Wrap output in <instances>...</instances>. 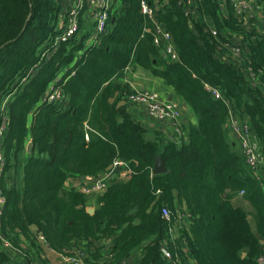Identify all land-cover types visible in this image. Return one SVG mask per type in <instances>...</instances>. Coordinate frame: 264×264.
Here are the masks:
<instances>
[{
    "label": "trees",
    "instance_id": "trees-1",
    "mask_svg": "<svg viewBox=\"0 0 264 264\" xmlns=\"http://www.w3.org/2000/svg\"><path fill=\"white\" fill-rule=\"evenodd\" d=\"M146 1L154 18L142 0H116L107 31L90 44L95 30L85 16L72 38L56 43L64 0H0V114L7 99L8 118L0 264H15L14 249L24 256L18 264H49L40 234L64 257L81 251L88 264H118L140 246L137 264H259L264 162L257 175L225 124L232 115L248 122L264 154V0H256L263 16L247 22L233 0ZM156 23L171 32L178 60L155 43ZM130 66L162 78L197 116L182 122L180 142L150 139L132 103L119 104L131 92L121 80ZM54 84L63 96L49 102ZM158 155L167 171L155 174ZM117 159L130 173L88 211V194L67 188L68 177L102 176ZM240 193L252 212L234 202Z\"/></svg>",
    "mask_w": 264,
    "mask_h": 264
},
{
    "label": "built area",
    "instance_id": "built-area-1",
    "mask_svg": "<svg viewBox=\"0 0 264 264\" xmlns=\"http://www.w3.org/2000/svg\"><path fill=\"white\" fill-rule=\"evenodd\" d=\"M183 2V0H179ZM187 3L192 0H186ZM225 1V0H223ZM235 3V10L237 14L244 20L249 21L256 10L259 9V4L256 0H233ZM116 0H64V6L62 8V33L57 37L56 43L66 41L72 38L81 28V18L88 16L95 24V33L90 38L89 43L95 44L98 41V36L107 31L108 27V15L109 10L114 7ZM141 11L150 18H154L155 8L152 7L146 0L141 2ZM191 13L187 9L186 14ZM214 33H216L214 31ZM154 41L156 44L161 42L165 44L164 54L171 60H178L179 54L172 41V34L162 24H155ZM234 54L238 59L241 58V48H235ZM253 76V84L257 83V80ZM207 89L212 92L217 98L221 97L220 90L206 83ZM63 94L61 89L52 87L51 92L46 96V100L49 102L62 98ZM127 101L132 104L137 103L142 108L149 118L157 119L161 121H171L173 126V132L169 137L180 142V138L183 134V109L181 104L176 100H167L161 97L160 93L154 89H133L128 95ZM7 99L1 105L0 114V179L4 171L5 157L3 149V134L7 127L8 118L5 115V108ZM230 126L235 132V138L237 140V146L246 157V161L250 168L255 172L259 169L264 162V154L261 150V144L256 134L251 130L250 124L243 120L236 119L233 115L230 117ZM130 173V167L128 163L123 159H117L112 168L108 170L104 175L98 176L90 182L84 183L80 186V190L84 193L96 194L105 191L117 178H125ZM0 201H4V197L1 194L0 189ZM163 213L168 215V210L164 209ZM1 214V212H0ZM189 215V213H187ZM184 214H179V218L183 219ZM40 241H45L43 235H39ZM4 246L13 249L12 243L3 238ZM166 256L171 257L170 252L167 249H163ZM82 252H78L73 256L65 257L69 264H88L82 257ZM259 264H264V254L258 257Z\"/></svg>",
    "mask_w": 264,
    "mask_h": 264
},
{
    "label": "crops",
    "instance_id": "crops-1",
    "mask_svg": "<svg viewBox=\"0 0 264 264\" xmlns=\"http://www.w3.org/2000/svg\"><path fill=\"white\" fill-rule=\"evenodd\" d=\"M195 2L196 0H192L191 2L188 3V5L194 6ZM188 8L191 11L192 8L190 7ZM259 12L260 10L258 11L256 10L255 14H257L259 17H262L263 13L262 12L259 13ZM191 13H194L193 9ZM85 17L88 18V20H86L85 22L86 28L93 26L95 30V24L91 20L89 15ZM258 25L259 26L262 25L261 20H258ZM121 80L124 83L128 84L130 91L133 89H143V88L154 89L160 93L162 98L167 99V100H176L180 102L181 107L183 109V121H185V123H188V122L196 123L197 122L198 120L197 116L193 113V111L186 104V102L179 99L173 87L170 85H167L162 78L155 76L152 72L146 70L145 68L140 67V66H136V67L130 66L126 72V75L123 78H121ZM52 87H56V85L54 84L52 85ZM130 106H132L131 110L132 111L134 110V113L137 114L140 120H145L149 118V115L147 114V112H145L142 108H140L137 103L132 104ZM146 126L148 127L147 136L150 139H155L158 136L168 137L170 136L169 134L173 132V126H172L171 121H161V120H157V119L154 120L152 118H149V120L146 122ZM225 127L227 128L229 140L233 141L236 134L230 126V121L226 122ZM32 148H33V144L31 142H28L27 151L31 152ZM256 173L257 175L259 174L261 175L260 169H258ZM94 178L96 177L87 176V175H84V176H72L71 175L68 177L66 181V187L67 188L75 187L79 189L80 186H82L84 183L90 182ZM99 195L100 193L88 195V201H87L88 211L90 210L95 211L99 207V199H98ZM242 196H243V193H240L237 196H235L234 202L236 204L244 205V207L249 212H252L253 207ZM3 205H4V201L3 202L0 201V212L3 209ZM249 220H250V223L253 229H255V219L251 214L249 215ZM41 242L44 248L43 257H45L48 260L49 264H69L67 259L62 254L49 248L48 245L45 243V241H41ZM142 253H143V247L140 246L134 250V252L128 259H125L118 264H137V261L141 257ZM13 262L15 264L24 262V256L21 251L14 249Z\"/></svg>",
    "mask_w": 264,
    "mask_h": 264
},
{
    "label": "water",
    "instance_id": "water-1",
    "mask_svg": "<svg viewBox=\"0 0 264 264\" xmlns=\"http://www.w3.org/2000/svg\"><path fill=\"white\" fill-rule=\"evenodd\" d=\"M114 100H115V97L110 98V101H111V102H113ZM126 102H127V99H122V100L119 102V104H120V105H123V104H125ZM111 168H112V166L109 167L108 169L110 170ZM166 171H167V167H166L165 160H164V158H163L162 156L158 155V156L156 157V161H155V165H154L153 173H155V174H159V173H164V172H166ZM90 212H93V211L90 210ZM261 243L264 244V239H261ZM246 254H247L246 252H243V256H246Z\"/></svg>",
    "mask_w": 264,
    "mask_h": 264
},
{
    "label": "rangeland",
    "instance_id": "rangeland-1",
    "mask_svg": "<svg viewBox=\"0 0 264 264\" xmlns=\"http://www.w3.org/2000/svg\"><path fill=\"white\" fill-rule=\"evenodd\" d=\"M149 120V118L148 119H145V120H142L145 124H146V122ZM30 122H31V119H30Z\"/></svg>",
    "mask_w": 264,
    "mask_h": 264
}]
</instances>
